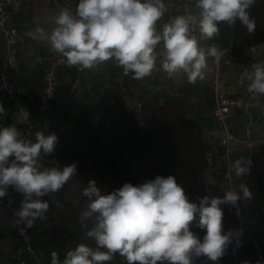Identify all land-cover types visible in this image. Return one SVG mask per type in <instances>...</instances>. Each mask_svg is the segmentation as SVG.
Here are the masks:
<instances>
[{
  "label": "clouds",
  "instance_id": "obj_1",
  "mask_svg": "<svg viewBox=\"0 0 264 264\" xmlns=\"http://www.w3.org/2000/svg\"><path fill=\"white\" fill-rule=\"evenodd\" d=\"M254 3L197 0L199 19L177 16L157 32L156 23L166 12L163 0H78L75 14L69 8L60 10L55 17L57 27L50 34L37 27L29 36L47 41L50 50L66 58L70 66L94 69L115 59L124 74L131 73L136 80L152 74L158 56L155 49L162 41V69L169 77L183 72L193 84L204 78L206 56L218 62L221 53L215 47L206 52L192 29L198 26L200 39H212L218 34V22L234 25L239 20L251 33L255 21L250 19L248 9ZM246 76L250 81L248 91L264 95V63L252 64ZM4 113L0 103V115ZM15 116L20 123L30 118L23 107ZM57 143L55 133L37 131L33 141L24 138L15 124L0 127V198L9 186L22 193L24 199L16 215L28 226L43 219L49 209V202L39 197L58 192L76 173L74 163L62 169L42 166V159L54 153ZM250 165V159L239 158L232 168L241 177L250 172ZM241 189L243 197L250 199L249 189L243 184ZM82 194L90 203L81 219L95 217V225L86 236L94 239L96 247L80 243L65 253L62 262L53 252L51 264H105L117 253L127 264H193V257L200 256L215 262L234 239L239 246L243 235L239 230L223 233L220 206H235L241 199L238 193L228 191L222 198L205 195L198 198L197 205L189 201L173 175H157L135 186L124 183L109 193H102L91 180ZM192 226L206 230L202 241L190 230Z\"/></svg>",
  "mask_w": 264,
  "mask_h": 264
},
{
  "label": "crops",
  "instance_id": "obj_2",
  "mask_svg": "<svg viewBox=\"0 0 264 264\" xmlns=\"http://www.w3.org/2000/svg\"><path fill=\"white\" fill-rule=\"evenodd\" d=\"M76 2L78 0H72ZM166 7V0H163ZM8 8L12 12L9 25L14 27L19 35L15 46V65L9 69V74L16 89L24 99L26 109L34 121L38 120V100L42 92V64L36 59L46 49H50L48 42L32 39L30 32L41 27L47 33L57 27L55 17L60 9L51 4L50 0H7ZM19 4V7L15 5ZM250 19L255 21V29L249 33L247 27L239 20L234 24L242 40V45L234 53V61L230 66L218 69V79L224 90L231 96L245 98L250 81L242 86L236 83L240 66L264 63V0H255L248 9ZM167 10L156 23L157 32H162L165 24L170 23ZM225 22H218V34L212 39H200L199 45L207 50L209 46L218 48L222 43V34L226 30ZM199 29V28H198ZM3 37L0 34V64L4 53ZM155 51L158 53L156 67L152 74L142 80L133 79L132 74H122V68L115 59L99 65L96 71H86L77 74L74 69H59L61 93L52 100L54 109L63 114L62 121H55L49 129L36 128L35 133L43 131L45 135L55 133L58 143L54 153L46 159L49 167L58 166L57 161L71 165L75 161L83 163L91 160L89 156L97 153H108L115 157L122 153L128 157L125 143V131L121 126V110L133 112L138 116L151 109L155 103L162 100L180 99L185 107L186 114L200 128L203 137L213 146H219L221 131L211 115L214 101L212 80L216 72L213 58L206 56L208 68L203 79H197L190 84L187 75L180 72L169 77L162 69L164 52L161 41ZM74 72V74H73ZM158 87V90L150 88ZM0 103L5 113L0 115V127L15 124L21 131L19 121L16 120L18 112L9 98L0 93ZM137 103L141 104L140 109ZM232 132L235 140L231 144V155L234 159L243 158L246 152L244 141L252 142V162L255 166L264 168V95L259 96L250 103L246 110H237L231 115ZM217 151V148L215 149ZM221 157L204 173V180L210 188L221 186L218 171ZM54 161L55 163H50ZM41 163L44 164V158ZM22 196L19 197L21 205ZM5 215L0 211V223ZM46 218V217H44ZM51 227L49 222L39 226L41 233H48ZM46 237H44L45 239ZM5 241V240H4ZM47 241H50L47 240ZM7 244V242L5 241ZM50 248L54 247L47 242ZM8 251L7 245L3 246Z\"/></svg>",
  "mask_w": 264,
  "mask_h": 264
},
{
  "label": "trees",
  "instance_id": "obj_3",
  "mask_svg": "<svg viewBox=\"0 0 264 264\" xmlns=\"http://www.w3.org/2000/svg\"><path fill=\"white\" fill-rule=\"evenodd\" d=\"M120 113V123L126 135L125 145L129 152L128 157H124L122 153H117L115 157H111L108 153H97L89 156L91 160L86 158L83 165L75 161L76 173L72 178L58 192L43 197V201L49 202L46 218H38L31 226H28L32 245L47 264H51L53 252L57 253L62 262L65 253L80 243L92 248L96 247L94 239L86 236L87 231L95 225V217L81 219L82 212L87 210V205L90 203V200L82 193L91 180L96 182L102 193H109L122 187L124 183L135 186L152 180L157 175L165 178L173 175L177 183L184 188L189 201L197 205H199L198 198L205 195L222 198L228 192L221 179L224 170L223 159L219 163L217 175L222 185L213 189L205 184L204 172L221 157L222 149L216 146V156L209 165L205 157L206 151L216 148L203 137L197 124L187 116L180 99L155 103L141 116L124 110ZM48 157H44V164L42 163L44 167H49L46 160ZM64 161L65 159L57 161L56 167L62 169L67 166ZM233 182L240 191L241 199L235 206L223 204L220 207L223 212V233L242 231L240 245L238 246L234 239L225 255L218 261L214 262L205 256H200L193 257V264H244L245 261L249 264H256L257 261L264 264V168L253 164L248 175L237 177L234 174ZM242 184L252 193L250 199L243 197ZM21 196L23 200L22 193L16 196L17 209L21 206L19 205ZM54 201H57L58 205H55ZM236 206L239 209L241 221L236 215ZM249 208L255 212L250 213ZM3 214L5 218L0 223V256L2 264H14L11 252L19 242L10 216L5 212ZM45 221L51 224L47 234L39 231V226ZM190 230L201 241L206 234V230L195 226H192ZM49 239L50 241H47ZM47 242L54 247L50 248ZM5 245L9 248L7 252H4ZM27 262L34 264L30 258ZM105 264H127V261L117 253L112 261Z\"/></svg>",
  "mask_w": 264,
  "mask_h": 264
},
{
  "label": "built area",
  "instance_id": "obj_4",
  "mask_svg": "<svg viewBox=\"0 0 264 264\" xmlns=\"http://www.w3.org/2000/svg\"><path fill=\"white\" fill-rule=\"evenodd\" d=\"M50 2L60 10L62 8H69L73 14H75L76 5L78 3V1L73 2L72 0H50ZM166 10L170 21L177 16H195L199 19L200 14V9L197 7V0H166ZM11 16L12 12L8 8L7 0H0V34L3 37L4 46V53L0 64V92L7 95L14 108L18 111L21 107L26 108V106L21 93L14 86L9 74V69L15 65V46L19 40L17 30L8 24ZM225 23L227 26L226 30L222 34V43L217 48V50L221 53L220 59L217 62L216 58L212 57L215 63L216 72L212 80L214 101L211 109V115L221 131V134L219 135V146L222 149V154L220 156L224 161V170L221 174L222 182L226 185L228 191L240 194L239 189L235 187L233 182V176L235 173L232 165L236 159H234L231 155V144L235 140V136L232 132V123L230 118L235 111L246 110L250 103L254 101L259 94L248 92L245 98L231 96L228 90H224L221 86L218 79L219 67L230 66L234 61V53L236 52V49L242 45V40L238 35L235 26L229 25L227 22ZM196 34L200 36L198 26L192 29V35ZM211 47L213 46L210 45L209 48ZM36 59L42 64L43 85L42 92L38 100V120L34 121L30 115L28 122H19L22 136L26 139H30L32 137L36 128L49 129L55 124V121H62L64 118L61 112L54 109L52 103V100L56 97V95L61 93L59 80L57 78V71L59 69H74L77 74H83L88 70L96 71L99 68L98 66L94 69L81 70L76 66H70L66 62V58L62 57L58 53H54L50 49H46L41 54L37 55ZM249 71L250 69L247 65L240 66L239 73L236 77V83L238 85L242 86L246 83L248 80L246 73ZM122 74L126 75L124 74L123 69ZM150 88L158 90V87L154 85H150ZM140 107L141 104L137 103V108L140 109ZM243 143L246 147V152L243 158L251 160V170L253 167L251 152L252 142L250 139H246ZM215 156V149L210 148L206 151L205 157L209 165L212 164ZM42 166L44 167L43 164ZM18 193L19 192H17L14 187L9 186L6 195L3 198H0V211L5 212L10 216L12 227L19 242L18 246L11 252V259H13L14 264H28V258L32 259L34 264H47L41 259L32 245V236L28 230L27 223L25 221H21L16 215V212L19 210L16 207V196ZM33 199H36V197L34 196ZM39 199L43 201V197H39ZM54 204L58 205V202L54 201ZM236 215L241 221L242 219L237 206ZM0 264H2L1 256Z\"/></svg>",
  "mask_w": 264,
  "mask_h": 264
},
{
  "label": "rangeland",
  "instance_id": "obj_5",
  "mask_svg": "<svg viewBox=\"0 0 264 264\" xmlns=\"http://www.w3.org/2000/svg\"><path fill=\"white\" fill-rule=\"evenodd\" d=\"M205 173V172H204ZM205 181V180H204ZM205 184L208 186V184L205 182ZM249 212L250 213H254L255 211L254 210H252L251 208H249Z\"/></svg>",
  "mask_w": 264,
  "mask_h": 264
}]
</instances>
